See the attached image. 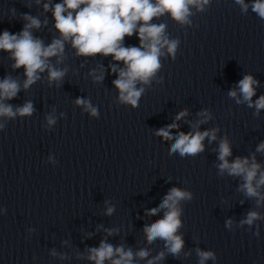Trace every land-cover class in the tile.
Segmentation results:
<instances>
[{
    "label": "clouds",
    "instance_id": "9594fccd",
    "mask_svg": "<svg viewBox=\"0 0 264 264\" xmlns=\"http://www.w3.org/2000/svg\"><path fill=\"white\" fill-rule=\"evenodd\" d=\"M241 6L244 13L249 7L262 20H264V0H252L251 5L245 0H235ZM39 4L40 0H36ZM209 0H62L61 3L50 5L44 3V10L47 12L50 7L55 20L54 27L59 32L60 37L55 38L50 44L45 45L44 41L33 35L32 29H39L41 22L38 18L29 14H22L26 21L22 30L18 33H11L4 30L0 33V51L10 53V58L14 61L13 69H24L23 89L27 90L31 85L40 80L41 73L47 71L48 80L61 82L67 69H58L51 63L50 58L55 57L57 63H61L64 57L65 42H70L76 50V55L91 57L96 55L111 56L114 61L122 62L123 67L117 64L111 65L113 73L117 78L112 81L119 91V101L132 107L138 106V101L144 93L143 87L137 84H150L158 70L161 68L160 57L164 55L163 49L175 58V53L179 44L176 39H169L166 34V24L152 23L154 18H159L165 13L180 24H189V17L193 14L191 8L203 11ZM13 14H15L13 10ZM136 35L139 39V46H125V37ZM97 82L103 80V74L95 75ZM259 81L252 75H244L238 81L237 88L229 91L228 95L236 99V103H247L248 107L255 108V115H259L264 110V95L253 101L256 94V87ZM238 89V91H237ZM21 91V83L11 75L0 79V117L14 119L17 116H31L34 107L31 101L25 102L15 109L11 104L5 103L17 97ZM239 92V96H238ZM76 105L82 106L92 116L98 115V110L91 102L84 98H77ZM187 114L186 110L181 111L175 117L177 121ZM198 115L204 119L199 121L194 128H198L199 123H204L211 119V115L204 110ZM49 126L55 124V118L51 115L46 117ZM3 125L0 124V128ZM176 123L162 127L156 131V135L164 140H172L171 130L177 128ZM218 128L205 131L180 132L175 137V142L171 145L170 153H179L181 157H194L204 151V140L209 143L217 139ZM219 164L218 175L227 174L231 177H239L242 183L239 191L249 199H255L256 206H264V167L257 162L255 155L249 157H236L230 161L232 155L230 141L225 136L220 139L218 145ZM256 152L264 153V142L258 144ZM192 194L179 188H171L164 196L158 207L150 209L146 214L155 216L161 210H165L161 219L155 220L150 225H145L143 232L149 244L156 240L164 242V247L168 254L179 258L183 248L184 240L182 235H178V230L182 227L180 202L191 200ZM114 207H107L106 215H112ZM264 220V216L258 211H249L244 219L240 221V226L248 225L251 228L256 221ZM232 221L226 222L227 227H231ZM112 235L115 230H107ZM259 236L257 231L254 233ZM199 264L205 261L215 260V255L211 251L197 249ZM56 253L53 251L52 255ZM150 255V249H140L133 253L131 248L127 250L121 246H113L105 241H101L99 247L88 249L87 259L94 261V264H133L134 256L145 259ZM63 258V257H62ZM165 258V252L161 251L147 260V264H158Z\"/></svg>",
    "mask_w": 264,
    "mask_h": 264
}]
</instances>
